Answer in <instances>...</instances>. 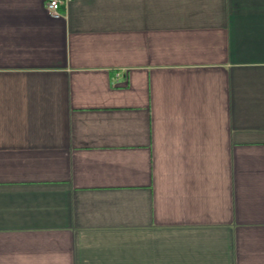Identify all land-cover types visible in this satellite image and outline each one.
I'll list each match as a JSON object with an SVG mask.
<instances>
[{"label": "crops", "instance_id": "0c3cea01", "mask_svg": "<svg viewBox=\"0 0 264 264\" xmlns=\"http://www.w3.org/2000/svg\"><path fill=\"white\" fill-rule=\"evenodd\" d=\"M0 0V264H264V0Z\"/></svg>", "mask_w": 264, "mask_h": 264}, {"label": "built area", "instance_id": "2783aa9c", "mask_svg": "<svg viewBox=\"0 0 264 264\" xmlns=\"http://www.w3.org/2000/svg\"><path fill=\"white\" fill-rule=\"evenodd\" d=\"M71 0H47L46 9L53 17H61L64 15V9Z\"/></svg>", "mask_w": 264, "mask_h": 264}]
</instances>
